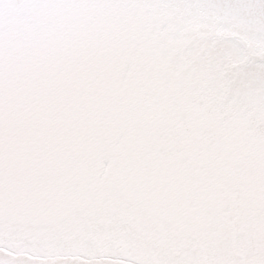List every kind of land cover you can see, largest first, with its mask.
I'll return each mask as SVG.
<instances>
[{"label":"snow or ice","instance_id":"snow-or-ice-1","mask_svg":"<svg viewBox=\"0 0 264 264\" xmlns=\"http://www.w3.org/2000/svg\"><path fill=\"white\" fill-rule=\"evenodd\" d=\"M0 264H264V0H0Z\"/></svg>","mask_w":264,"mask_h":264}]
</instances>
